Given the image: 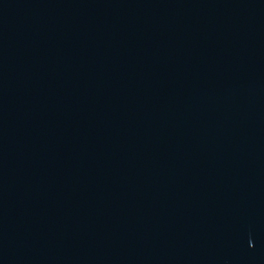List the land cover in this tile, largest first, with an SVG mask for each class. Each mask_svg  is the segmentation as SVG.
Here are the masks:
<instances>
[{"label":"water","instance_id":"obj_1","mask_svg":"<svg viewBox=\"0 0 264 264\" xmlns=\"http://www.w3.org/2000/svg\"><path fill=\"white\" fill-rule=\"evenodd\" d=\"M0 264H264V0H0Z\"/></svg>","mask_w":264,"mask_h":264}]
</instances>
